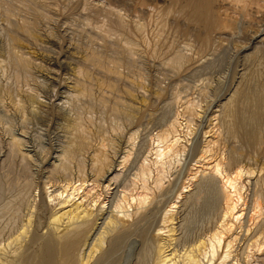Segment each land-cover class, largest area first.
<instances>
[{
    "label": "rangeland",
    "instance_id": "374dc122",
    "mask_svg": "<svg viewBox=\"0 0 264 264\" xmlns=\"http://www.w3.org/2000/svg\"><path fill=\"white\" fill-rule=\"evenodd\" d=\"M132 2L0 0V58H5L7 62V68L4 66L7 75H2V79L7 82L5 84L10 85L8 88L12 86L16 93L18 89L20 93L23 88L34 87L42 95L41 98L53 99V94L63 90L61 83L68 79L72 69L81 65L73 55L98 50L100 53L105 52L103 57L107 63L119 67L121 78L99 71L91 65H88L90 71L87 66L82 67H85L93 79L97 78L96 81L105 83L103 86L105 92L107 89L106 94H121L126 98L134 94L147 104L145 112L139 115L137 126L133 128L138 131V136L135 135V141L132 138L131 143L135 146L131 144L132 154L128 155L129 159L122 164L123 167L118 166L121 173L119 181L134 177L138 163L146 154L148 156L149 150L151 152L152 138L162 128L178 117V120L183 122L180 131L182 136L186 137L182 138L181 142L185 145V154L177 158H180L177 161L179 164L175 161L174 168L166 174L168 179L164 178L161 187L163 190H159L154 196V205L149 206V210L138 219L140 223L135 222L136 225L133 224L127 234L121 235L117 241L105 242L107 245L103 244L101 255L100 251H97L92 256H95L94 258H89V264H155L156 245L162 237L155 231L162 225L164 212L171 206H178L174 207V213L177 216L175 222L178 221L175 223L177 244L180 242L181 247L195 241L202 231L213 225L222 200V182L213 174L197 170L199 168L195 161L200 155L208 130L220 138L221 152L227 161L224 165L226 168L236 162L254 170V174L245 177L246 186L242 191L243 224L248 222L252 211L250 209H253L258 173L264 170V45L262 46L258 39L248 38L251 34L259 35V39L264 37V0H247L246 3L217 0L216 11H219V16L228 23V29L226 28V34L222 36L213 35L205 46L201 44L195 30L190 29L192 26L183 18L168 16L165 12L163 14V11L172 6L168 0ZM118 17L125 22L124 26L117 24ZM22 24H27V31L20 29ZM101 26H109L106 27L107 34H104V30L102 32ZM35 37L40 40L39 43L34 42ZM13 44L24 46L25 53L40 63L45 71L48 67L55 69L56 75L48 74V77L53 79L39 77V85L33 81L29 83L22 79L17 80L15 70L6 56ZM175 53L184 55L185 60H174ZM3 80V85L7 87ZM12 91L16 94L14 89ZM44 94L49 95L43 97ZM188 101L195 106L191 105L193 109H197L198 114L195 110L189 111L191 116L195 117H192L193 120H190L189 112L185 109ZM49 120L35 119L23 123L21 117H13L11 131L6 129L5 120L0 121V249L7 247L13 251L23 239V245L29 241V233L24 236L21 232L22 223L25 222L23 220L34 219L36 208L45 191L47 198H51L50 203L53 198H57L53 196L55 187L46 189L50 178L45 168L49 166L47 157L61 144L60 120ZM12 133L24 137L26 142H23L25 145L22 147L24 151L33 154L31 160L22 159L16 153L15 157L13 156L9 142ZM27 184L28 189L24 191L22 188H27ZM104 191L100 200H105L106 210L102 211L103 214L87 244L68 264H81L79 262L88 259L91 243L104 230L110 219L111 206L120 189L116 187ZM21 192H24V196ZM54 200L50 206L56 205L58 200L56 199L55 204ZM17 206L21 209L15 213ZM259 217L258 223H263L264 213ZM10 231H13V236ZM3 263V259H0V264Z\"/></svg>",
    "mask_w": 264,
    "mask_h": 264
},
{
    "label": "bare ground",
    "instance_id": "6f19581e",
    "mask_svg": "<svg viewBox=\"0 0 264 264\" xmlns=\"http://www.w3.org/2000/svg\"><path fill=\"white\" fill-rule=\"evenodd\" d=\"M119 1H124L125 3L132 2V0ZM168 1L172 6H168L170 9L163 11V14L166 13L165 15L168 16L183 18L184 21L192 26L190 29L195 30V34L201 39L202 45L209 44L213 35L222 36L226 34L225 31L228 23L219 16V11H216L215 2L217 0ZM236 1L247 2V0ZM116 22L117 24L119 23L120 27L125 25V22L120 17L117 18ZM116 22H114L115 25ZM26 28L28 29L27 24L20 26V29L23 31H27ZM105 28L103 27L101 30L102 32L104 30V34H107L108 29L106 28V30ZM248 38L253 40L258 39V42L262 46L264 45V37L259 39V35L254 36L251 34ZM33 39H35V43H39L40 41L36 37ZM10 47L9 54L6 56H8L7 60L12 65L11 67L15 70L17 80L22 79L29 83L33 81L37 85L39 77L49 79L48 74L56 75L55 69L52 70L53 68L50 69L48 67V69L46 67L47 70L45 71L40 63H37L31 56H28L24 51V46L21 44H13ZM104 53H100L97 50L74 54V58L81 65L72 69L68 79L61 83L63 90L58 94H53V99L41 98L42 95L34 87L23 88V91L20 93L18 92L19 89L16 93L15 88L12 86L8 88L9 84H5L7 82H4L2 79V75L4 77L7 75L5 73L7 72L5 71L7 70L5 69L6 60H4L5 58H0V121L5 120L7 122L6 129L11 131L13 117H21L23 123L27 120L29 122V120L34 121L35 119L36 121L57 119L60 120L59 133L61 137V144L57 148L55 147L47 157V164L49 166L45 168L50 178L47 181L46 189L48 187H55V194L53 196H56L58 201L53 198L54 204L55 201L57 203L53 207V201L51 200V207V198H47L48 195L46 196L45 191L38 208H36L34 219L27 218V220H23L25 222H21V232L24 236H28L29 233V241L24 237L27 240V244L24 243L25 246L22 244L23 239L13 251L12 249L8 250L7 247V249H0V259H3V264H68L69 260L75 254H78L79 250L87 244L101 218L100 216L103 214L102 211L105 209L106 202L105 200L101 201L100 196L103 195L104 190L109 191L111 188L118 187L120 193L112 203V211L109 210L112 214L107 221L106 227L103 231L101 230L102 232L91 243L89 255H87L88 259L79 262L81 264H89V258H94L95 256H92L97 251H100L101 255L105 242L117 241L121 235L126 233L145 214L144 212L150 208L149 206L154 205L153 201L156 200L154 196L157 195L159 190H163L161 188L163 181L168 179V175L166 176V174L171 171L170 169L174 168L173 166L176 164L173 165V163L175 161L178 163L177 161L181 158L180 155L185 154L183 153L185 149L183 146L185 145L181 143L185 135L182 136L180 131L183 122H180L178 117L162 128L152 138L153 144L150 142L152 145V148H150L151 152L149 150L148 156L146 154V157L140 163L137 162L139 165L134 172V177L130 176L131 179L126 180L124 178L125 180L119 181L121 173L118 166H122L123 163L125 164L126 160L129 159L128 155L132 154V138L134 139L135 135H137V130L134 131L133 128H135L134 126L137 123L139 115L145 112L147 104L145 105L134 94H130L127 98L121 94H106L107 89L105 92L103 86L105 83L96 81L95 79L97 78L93 79L90 76L91 74H88L85 67L87 66L88 68L91 65V67L93 66V68L95 67L99 71L113 75L116 78H121L118 70L119 67L107 63L108 61L103 57ZM183 58L184 55L177 53L174 60L181 61ZM82 66L85 67L83 68ZM2 80L7 87L3 85ZM17 80L16 82H19ZM21 87L19 86V88ZM12 88L16 94H13ZM188 102L185 109L188 112H192L195 109ZM196 110L195 113H197ZM190 112L191 120L192 117H195L194 113L191 116ZM123 127H125V130H123ZM213 133L211 130L207 131L205 143L198 159L195 161H197V167L199 168L197 170L205 174H213L221 179L222 200L217 216L212 223L213 225L202 231L195 241L193 240L189 245L181 247L179 246L181 245L180 242L177 244L175 223L178 221L175 222L177 217L174 213L175 206H171L170 209L164 212L165 214L161 221L162 225H158L159 227L155 231L157 234L162 235L156 245L157 260L155 264H264V222L258 223L257 220L264 213V170L258 173L256 179L257 189L255 190L256 192L254 191L255 198H253V205L251 204L253 209H250L252 211L248 217V222L243 224L244 199L242 191L246 186L245 177L254 174V170H249L244 165H239L236 162H232L226 168L224 165L227 161H225L226 159L224 160L225 157H223V153L221 152L222 145L220 138L214 136ZM24 141V137L12 133L9 142L13 150V156L16 153L22 159L31 160L33 154L24 151L22 147L25 145L23 144ZM178 157L180 158L177 159ZM196 173L193 174L195 175ZM112 185L115 186L111 187ZM25 186L27 187L28 184ZM22 189L25 191L28 187ZM22 189L21 191H23ZM102 191L104 192L102 193ZM22 193L24 194V192ZM22 198L24 199V197ZM17 207L18 210L15 209L17 210L14 211L15 213L20 212L21 208ZM12 208L14 210V207ZM141 219L143 220V218ZM10 234L8 238H10ZM238 246H240V249H238ZM37 259L38 262H36Z\"/></svg>",
    "mask_w": 264,
    "mask_h": 264
}]
</instances>
